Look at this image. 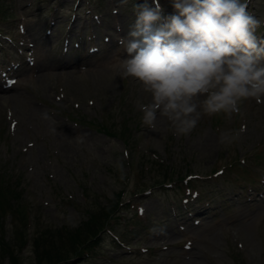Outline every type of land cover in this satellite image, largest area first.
Here are the masks:
<instances>
[{"label":"rangeland","instance_id":"obj_1","mask_svg":"<svg viewBox=\"0 0 264 264\" xmlns=\"http://www.w3.org/2000/svg\"><path fill=\"white\" fill-rule=\"evenodd\" d=\"M73 1L0 0V34L25 47L34 61L21 68L9 90L0 87V177L21 196L23 209L16 218L24 210L28 214L19 263L36 264L31 237L39 231L74 229L90 210L123 191V221L129 225L127 219L136 215L146 229L121 238V224L72 264H264V98L246 101L231 119L203 116L187 136L174 135L163 118L154 128L144 125L137 102L147 103L149 95L136 80L116 72L126 56L119 40L127 36L135 5L143 0ZM159 4L165 15L174 13L172 0ZM247 11L261 21L257 37L264 40V0H247ZM48 30L50 37L44 35ZM90 44L100 48L91 57ZM9 55L1 57L17 60ZM124 124L132 130L127 146L97 130ZM241 127L238 141L221 142L222 133ZM236 159L245 163L225 167ZM168 167L174 181L157 183ZM220 169L223 173L212 180L220 191L199 217L200 226L170 214L177 205H188L182 202L179 176L205 178ZM12 226L7 215L0 223L5 240ZM117 235L125 246H118ZM0 264H10L9 259Z\"/></svg>","mask_w":264,"mask_h":264},{"label":"clouds","instance_id":"obj_2","mask_svg":"<svg viewBox=\"0 0 264 264\" xmlns=\"http://www.w3.org/2000/svg\"><path fill=\"white\" fill-rule=\"evenodd\" d=\"M172 7L164 15L159 0L135 5L116 72L149 95L137 102L144 125L154 128L163 118L174 135L187 136L203 116L231 119L246 101L264 98V40L247 0H172ZM243 132H224L220 140L236 142Z\"/></svg>","mask_w":264,"mask_h":264},{"label":"trees","instance_id":"obj_3","mask_svg":"<svg viewBox=\"0 0 264 264\" xmlns=\"http://www.w3.org/2000/svg\"><path fill=\"white\" fill-rule=\"evenodd\" d=\"M216 116H219V114ZM97 130L102 132L104 136L117 138L126 144L132 132L127 124H124L118 129H110L102 126L101 129L98 128ZM156 164L159 166L162 165L159 163ZM228 165H236L237 167L239 166V163L236 160V163L233 164L231 162L228 163ZM140 169L141 172L144 171V167H140ZM152 172H155V174L157 173L156 177L159 176L160 172L163 174L160 181L157 179V183H167L170 179L174 181L173 175L175 173L170 167H168L167 170H164L163 168L160 172L158 169L152 170ZM179 179L181 180L182 176H179ZM122 194L123 191L117 192L114 194L113 199L108 201V204L104 206L99 204L97 208L90 210L87 219L80 222V224L74 229L65 226L56 230L49 228L45 229L43 232L39 231L35 236L31 237L34 248L33 253L36 260L35 263L72 264L81 261L88 256L89 253L94 252L98 244L101 242L100 239L104 238L108 231H111L122 224ZM20 201L21 196L19 192H16L15 188L4 184L0 177V223H5L6 217L9 215L10 223L13 225L12 230L8 232L7 240H5L2 235L0 236V260L8 258L10 264H20L16 253L18 250H22L27 241L26 238L24 242V237L19 240L22 231L24 233L28 232V214L24 212L25 210L23 213L21 212L22 216L19 219L16 218V215L19 214V211L17 210L23 209L22 205L19 203ZM125 206L128 205L126 204ZM128 222L134 229L129 231L127 228L129 225L124 221L125 231L121 234L123 238H126L129 233L137 232L140 234L142 230L146 229L141 224V220L136 219V217L133 220L128 219ZM0 231H2L1 228Z\"/></svg>","mask_w":264,"mask_h":264}]
</instances>
